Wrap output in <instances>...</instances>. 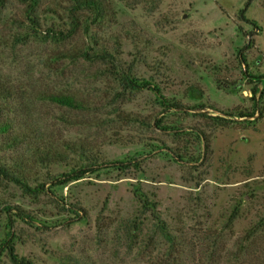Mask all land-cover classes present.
Listing matches in <instances>:
<instances>
[{"label":"rangeland","instance_id":"374dc122","mask_svg":"<svg viewBox=\"0 0 264 264\" xmlns=\"http://www.w3.org/2000/svg\"><path fill=\"white\" fill-rule=\"evenodd\" d=\"M106 1L0 0V264H264V0Z\"/></svg>","mask_w":264,"mask_h":264},{"label":"trees","instance_id":"16d2710c","mask_svg":"<svg viewBox=\"0 0 264 264\" xmlns=\"http://www.w3.org/2000/svg\"><path fill=\"white\" fill-rule=\"evenodd\" d=\"M29 2V7L30 8H34L36 6H39V4H41L42 0H27ZM69 2L71 3L70 7H69V11L73 17L72 19V23L75 26V20L77 19L76 13L79 12H83V11H87L89 13H91L92 18L95 20H99V19H104L107 18L109 16H111L113 14V9L112 6L106 1V0H69ZM250 0H246L244 8L241 10L240 12V16L242 18H244L245 20H247L244 16V11L245 8L248 6ZM47 37H50L52 39H61L64 37L63 32L60 30L54 31V30H48L47 32ZM242 64L245 65V59L244 57H242ZM119 81L120 83H123L124 85H126L127 87H138V85L135 84L136 79L132 78L130 75H126L123 74L119 77ZM7 92L6 88H1L0 87V99H3L4 97H6L7 95L5 94ZM251 93L252 96L255 97V95L258 93L256 87H253L251 89ZM47 99L57 103V104H61L64 106H68L71 108H81L82 107V101L75 98L72 94H67V93H49L46 96ZM178 104L174 103L173 105H171V107H175ZM3 109L0 107V114H2ZM256 113L258 114V116L260 115V112L258 109L254 108L253 110L250 111H239L237 114H232L229 116H234L237 115L240 118H251L254 117L256 115ZM11 128V123H9L8 121H1L0 122V132L1 133H7ZM15 138H12V142H14ZM70 149H72L70 147ZM57 152L52 151L51 149H48L46 156L47 155H52L55 156L57 155ZM90 170L87 168H80L77 170H73L69 175H68V180H72V179H79L81 177H83L87 172H89ZM0 172H2V174L4 175H10V171L8 168H6L4 165L0 164ZM14 180L17 182H20L21 184L26 185V183H24V181L22 179H20L19 177H14ZM142 203L144 205H152L153 203L149 202L147 199H142ZM237 209L234 212V216L237 215ZM261 232H264V217L261 218L259 220V222L255 225H253L246 234V237L244 239V244L246 243H250L252 245V242L255 241V239L261 234ZM242 244V243H241ZM244 246V245H242ZM4 248L8 251V254L12 260V262L14 264H34L32 261H30L29 259L25 258V257H20L18 256L17 253H15L14 250V245L12 242L10 241H5V245ZM2 251H0L1 254Z\"/></svg>","mask_w":264,"mask_h":264}]
</instances>
